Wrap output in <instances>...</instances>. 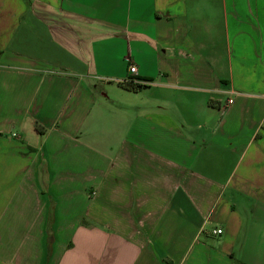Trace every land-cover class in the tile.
Wrapping results in <instances>:
<instances>
[{
  "label": "crops",
  "instance_id": "0c3cea01",
  "mask_svg": "<svg viewBox=\"0 0 264 264\" xmlns=\"http://www.w3.org/2000/svg\"><path fill=\"white\" fill-rule=\"evenodd\" d=\"M0 264H264V0H0Z\"/></svg>",
  "mask_w": 264,
  "mask_h": 264
},
{
  "label": "trees",
  "instance_id": "16d2710c",
  "mask_svg": "<svg viewBox=\"0 0 264 264\" xmlns=\"http://www.w3.org/2000/svg\"><path fill=\"white\" fill-rule=\"evenodd\" d=\"M119 84L127 90L139 91L146 87L138 78L129 77L126 80L120 81Z\"/></svg>",
  "mask_w": 264,
  "mask_h": 264
},
{
  "label": "built area",
  "instance_id": "2783aa9c",
  "mask_svg": "<svg viewBox=\"0 0 264 264\" xmlns=\"http://www.w3.org/2000/svg\"><path fill=\"white\" fill-rule=\"evenodd\" d=\"M129 68H130V71L132 73H136L137 72V67H136L135 64H131ZM231 102H232V100L230 99L228 101V103H231ZM222 232H223V230L221 228H216V229L213 230V233L214 234H221Z\"/></svg>",
  "mask_w": 264,
  "mask_h": 264
},
{
  "label": "rangeland",
  "instance_id": "374dc122",
  "mask_svg": "<svg viewBox=\"0 0 264 264\" xmlns=\"http://www.w3.org/2000/svg\"><path fill=\"white\" fill-rule=\"evenodd\" d=\"M58 241L63 243V242H65V238L64 237H59Z\"/></svg>",
  "mask_w": 264,
  "mask_h": 264
}]
</instances>
